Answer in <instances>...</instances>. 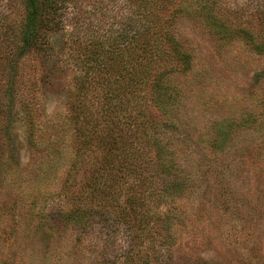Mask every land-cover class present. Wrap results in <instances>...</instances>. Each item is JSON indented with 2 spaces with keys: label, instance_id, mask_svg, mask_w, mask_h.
<instances>
[{
  "label": "trees",
  "instance_id": "obj_1",
  "mask_svg": "<svg viewBox=\"0 0 264 264\" xmlns=\"http://www.w3.org/2000/svg\"><path fill=\"white\" fill-rule=\"evenodd\" d=\"M186 21L218 49L236 42L264 55V0H0V264H21L27 240L38 252L23 264H68L84 237L115 230L128 249L94 264L168 261L187 174L156 126L189 115ZM55 72L69 82L58 118L47 112ZM254 78L259 87L264 68ZM253 103L242 122L264 139V96ZM22 144L52 159L31 174ZM145 237L147 250L131 252Z\"/></svg>",
  "mask_w": 264,
  "mask_h": 264
},
{
  "label": "rangeland",
  "instance_id": "obj_2",
  "mask_svg": "<svg viewBox=\"0 0 264 264\" xmlns=\"http://www.w3.org/2000/svg\"><path fill=\"white\" fill-rule=\"evenodd\" d=\"M180 27L193 54V90L188 99L191 107L185 123L179 119L174 129L178 116L171 118L172 127L161 117L156 132L176 150L175 159L185 169L187 183L172 202L180 218L172 226L177 241L164 264H264V139L248 133L252 124L242 122V112L254 107L253 97L264 96V80L258 87L254 78L264 68V55L254 54L236 42L218 49L198 23L186 21ZM52 80L47 86L51 91L47 112L49 117L58 118L65 111L64 94L69 82L63 72H55ZM226 117L229 120L223 121ZM225 129L229 134L221 138ZM22 145L21 162L29 163L27 171L31 174L37 160L52 159L45 148L29 155L28 147ZM5 151L0 137V157L6 156ZM63 202L62 198H52L48 206ZM148 238L136 243L131 252L142 255ZM27 244L29 258L25 254V259L18 255L15 260L21 264L30 259V253L37 257L36 242L27 240ZM79 246L82 249L76 248L68 264H94L101 256L123 253L128 242L117 230L109 235L97 231L84 237ZM3 251L2 244L0 254ZM2 257H6L4 252Z\"/></svg>",
  "mask_w": 264,
  "mask_h": 264
}]
</instances>
